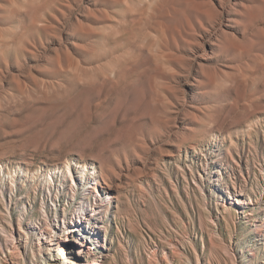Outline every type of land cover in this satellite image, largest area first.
<instances>
[{
	"label": "rangeland",
	"instance_id": "1",
	"mask_svg": "<svg viewBox=\"0 0 264 264\" xmlns=\"http://www.w3.org/2000/svg\"><path fill=\"white\" fill-rule=\"evenodd\" d=\"M263 111L264 0H0V175H17L1 177L0 243L19 221L64 238L104 204L106 264L243 263L264 221ZM69 166L99 173L72 186ZM228 193L247 206L226 214ZM20 244L35 264L33 234Z\"/></svg>",
	"mask_w": 264,
	"mask_h": 264
},
{
	"label": "bare ground",
	"instance_id": "2",
	"mask_svg": "<svg viewBox=\"0 0 264 264\" xmlns=\"http://www.w3.org/2000/svg\"><path fill=\"white\" fill-rule=\"evenodd\" d=\"M223 5V4H222ZM223 9H225V6H221ZM229 12V11H228ZM227 13V10H226ZM200 13H198V16ZM223 14L225 15V13L221 12L220 16L222 17ZM197 15V14H196ZM224 17V16H223ZM222 19V18H221ZM188 20V19H187ZM189 22H191V20H189ZM192 24V23H191ZM190 24V25H191ZM190 27V26H189ZM44 27L41 30L40 27V31H43ZM180 31V30H178ZM179 34V32H178ZM175 35V34H174ZM177 35V34H176ZM178 37V36H177ZM211 43H213L214 40L211 39ZM169 42V41H168ZM23 44V42H22ZM25 44V43H24ZM169 45V44H168ZM167 45V46H168ZM237 53V51H235ZM234 54V53H233ZM238 55V54H237ZM236 55V56H237ZM242 56V54H240ZM239 55V56H240ZM238 56V57H239ZM240 56V57H241ZM239 57V58H240ZM237 58V57H236ZM55 69V67L53 68ZM50 73V72H49ZM58 73V72H57ZM258 105V104H257ZM264 112V111H263ZM212 139V138H211ZM185 142V141H184ZM208 142V141H207ZM203 144V143H202ZM197 145V144H196ZM195 147V146H194ZM191 148V147H190ZM194 149V148H193ZM200 150V148H198ZM196 150V149H195ZM194 150V151H195ZM230 154V153H229ZM232 158V157H231ZM234 162V161H233ZM86 164V163H85ZM70 165V164H68ZM219 165V164H218ZM94 166V165H93ZM228 166V165H227ZM55 167V166H54ZM68 167V166H67ZM80 167V166H79ZM85 167V171L88 172L86 165H84ZM88 167V166H87ZM219 167V166H218ZM223 167V166H222ZM56 168L58 169V166L56 165ZM93 168V167H92ZM95 168V167H94ZM181 168V167H180ZM239 168V167H238ZM1 169V168H0ZM3 169V168H2ZM241 169V168H240ZM239 169V170H240ZM60 170V169H59ZM179 170V169H178ZM49 171V170H48ZM58 171V170H56ZM61 171V170H60ZM181 171V170H180ZM1 172H3L2 170H0V174H2ZM52 172V171H51ZM11 173V172H10ZM42 173V172H40ZM47 173V172H46ZM54 173V172H52ZM96 173H99V171L97 172L96 169H93V173H89V175L85 174H81L80 176H78L76 178L73 169H71V167L69 166V174L67 175V180L71 181L73 184L72 186H78L80 183L82 186H85L82 182H88L92 179V177H96ZM103 173V172H102ZM105 174V173H103ZM103 174L101 176V178L103 177ZM6 174L3 173V175H0V182L4 183L1 179L2 176H4ZM35 175V174H34ZM47 175V174H46ZM109 175V174H107ZM221 175V174H219ZM8 176V179H14L17 175L16 172L12 171V175H6ZM27 176V175H26ZM100 176V174H99ZM216 176V175H215ZM31 177V176H30ZM98 177V176H97ZM106 177V176H104ZM256 177V176H255ZM28 178V177H27ZM100 178V177H99ZM235 178V177H234ZM242 178V177H241ZM49 182L47 183L49 186H52L55 183V179L53 176L48 177ZM97 179V178H96ZM104 179V184L108 185L107 182L105 181V179H111L109 177L107 178H103ZM246 179V178H244ZM16 180V179H15ZM7 181V179H6ZM36 181V180H34ZM61 181V180H59ZM66 181V180H65ZM64 181V182H65ZM81 181V182H80ZM15 182V181H14ZM1 183V184H2ZM13 183V182H12ZM11 183V184H12ZM46 183V182H45ZM16 184V183H13ZM43 184V183H42ZM67 184V183H66ZM4 185V184H3ZM2 185V186H3ZM44 185V184H43ZM70 185V184H69ZM16 186V185H15ZM24 186V185H23ZM26 186V185H25ZM36 186V185H35ZM65 186V185H64ZM71 186V187H72ZM249 186V185H248ZM14 187V186H13ZM12 187V188H13ZM38 187V186H37ZM101 185L100 182L98 180H96L94 182V186H90L89 190L93 191V194L97 195L98 197H101L103 194L101 192ZM175 187V186H174ZM246 187V186H245ZM250 187V186H249ZM9 188V187H8ZM15 188V187H14ZM23 188V187H22ZM173 188V186H172ZM235 188V187H234ZM69 189V188H68ZM106 189V188H105ZM248 189V188H247ZM3 189L0 187V192ZM28 190V189H27ZM66 190V189H65ZM71 191H73L71 188L69 189ZM10 191V190H9ZM37 192V189L35 190ZM75 191V190H74ZM227 191V190H226ZM236 191V190H235ZM253 191V190H252ZM68 192V191H67ZM70 192V191H69ZM88 192V191H87ZM167 192V191H166ZM223 192V191H222ZM13 193V192H12ZM226 193V192H225ZM236 193V192H235ZM242 193V192H241ZM244 193V192H243ZM247 193V192H246ZM251 193V192H250ZM253 193V192H252ZM68 194V193H67ZM73 198L76 195L75 192L72 193ZM229 194V193H228ZM234 194V193H233ZM233 194H229V200H232L231 203H227L223 206V210L225 211V213L227 214V212H230L232 209L234 211H239L240 208H244V206H247V203L245 200H243L242 198H232ZM87 195V194H86ZM244 195V194H243ZM250 195V194H249ZM242 196V195H241ZM248 196V195H247ZM225 197V196H224ZM94 198V197H93ZM117 198V197H116ZM259 198V197H257ZM115 199V196H110L108 199L107 204H110L111 200ZM217 199V198H216ZM222 199V197H221ZM117 200V199H116ZM251 200V199H250ZM81 204H83V211L82 213H80L79 211V215H84L85 213V205L89 203L90 205V195H87L85 197L82 198L81 200ZM100 201V200H99ZM225 201V200H224ZM219 202V201H218ZM216 203V202H215ZM221 203V202H220ZM225 203V202H224ZM96 204V203H95ZM222 204V203H221ZM256 204V203H255ZM251 205V204H250ZM80 206V205H79ZM82 206V205H81ZM90 206H92V210L94 211V214L90 215L92 217H86L84 220H78L75 221L74 218H70L69 221V225H67L68 227H66V229L62 230V233L64 234V238H54L56 237L55 235V231L51 228L50 224L48 222L43 223L45 224L44 228H38L36 227L34 224H31L29 222L28 227L26 228L23 225L22 221L18 222V227L13 231V227H10L12 232H8L6 229L2 228L3 233H8V236H4L1 235V243L3 241L2 244H4V249L2 248V245L0 243V254L4 255V250H7L9 252V257L7 260H5V262H0V264H25L22 259H24V252H23V248L20 244V238H24V240L26 239V243L28 244V242L31 239V234H33V236L36 238V244H35V249L33 248L31 250V254H32V258L35 262V264H106V262L108 261L109 257L111 256L109 253H106L100 256L99 253H97V251L99 249H101L102 245L100 246L99 243V237L101 235V233L105 230H107L106 226L104 225L103 218H102V214L108 212V208L105 207L107 205L104 204H100V205H94L91 204ZM256 206V205H255ZM111 207V206H109ZM26 208V207H25ZM81 208V207H80ZM256 208V207H254ZM259 213V212H258ZM199 214V213H198ZM202 214V213H201ZM70 215V214H69ZM88 215V214H87ZM203 215V214H202ZM200 215V216H202ZM3 215L0 213V217H2ZM149 215H146V217ZM214 216V215H213ZM234 216V215H233ZM33 217H35L33 215ZM47 217V216H46ZM79 217V216H78ZM104 217V216H103ZM251 217H254L253 213H248L246 211H244V219H248V222L251 220ZM80 218V217H79ZM218 218V217H217ZM241 218V217H240ZM201 219V218H199ZM212 219V218H211ZM219 219V218H218ZM238 219V218H237ZM39 220V219H38ZM44 220V218L42 219ZM41 220V221H42ZM220 220V219H219ZM225 223L227 224L228 227V231L232 232V230H236V225H235V221L234 219L229 220L228 216H225L224 219ZM31 221V220H30ZM34 221V220H33ZM67 221V220H66ZM181 221V219H180ZM201 221V220H200ZM199 221V222H200ZM203 221V220H202ZM58 222V221H57ZM231 222V223H230ZM255 223L250 235H247V238L245 239L244 244L249 251L248 255L244 256V262L241 264H264V221H258L257 219H253L252 223ZM190 223V222H189ZM201 223V222H200ZM213 223V229H216V225H215V221L212 222ZM42 224V222H41ZM52 224V223H51ZM204 224V223H203ZM208 224V223H206ZM220 224V223H219ZM40 225V224H39ZM85 225V226H84ZM201 225V224H200ZM1 226V223H0ZM252 226V225H251ZM250 226V227H251ZM56 227V226H55ZM63 227V226H62ZM211 227V226H210ZM219 227V226H218ZM57 228V227H56ZM64 228V227H63ZM202 228V226H201ZM205 228V227H204ZM207 228V227H206ZM205 228V229H206ZM233 228V229H232ZM55 229V228H54ZM211 228H208V230ZM244 228H240V230H243ZM56 230V229H55ZM186 231V230H185ZM207 231V230H206ZM108 232V231H107ZM78 233V234H77ZM183 233V232H182ZM193 233V232H192ZM203 233V232H202ZM215 234V236L218 235L217 232L213 233V235ZM19 235V238H18ZM45 237H47L48 240L47 244H48V248L44 247V239H46ZM49 237V238H48ZM62 237V236H61ZM106 237V236H105ZM218 237V236H217ZM220 237V236H219ZM107 238V237H106ZM186 238L187 234H186ZM46 239V240H47ZM182 239V238H181ZM56 241V243L53 244V242ZM106 241V240H104ZM112 241V240H111ZM190 241V240H188ZM232 241V240H231ZM261 243H258V242ZM176 243V242H175ZM211 245L213 246L215 244V240L211 239L210 241ZM233 243V242H232ZM89 244H92L94 252L91 251V249L89 248ZM102 244V243H101ZM180 244V243H179ZM238 244V243H237ZM23 245V244H22ZM106 245V244H104ZM109 245V244H108ZM226 245V244H224ZM260 245V246H259ZM47 246V245H46ZM107 246V245H106ZM180 246V245H179ZM177 246V247H179ZM170 247V246H169ZM183 247V246H182ZM196 247V246H195ZM223 247V246H222ZM105 248V247H104ZM211 248V247H210ZM225 248V247H224ZM233 248V247H232ZM231 248V249H232ZM109 250V248L107 249ZM113 250V249H112ZM160 250V249H159ZM165 250V249H164ZM167 250V249H166ZM176 250V249H175ZM212 250V248H211ZM230 250V249H229ZM233 250V249H232ZM111 251V249H110ZM169 251V249H168ZM231 251V250H230ZM52 252H57L58 256H52ZM107 252V251H105ZM163 252V251H162ZM173 252V251H172ZM175 252V251H174ZM177 259L179 258V256H183V255H187L184 254L182 250H178L177 249ZM153 253V252H152ZM155 253V252H154ZM169 253V252H168ZM196 253V252H195ZM56 254V253H55ZM29 255V254H28ZM160 255V254H159ZM7 257V256H6ZM187 259V263L191 264V261L189 259L188 256H185ZM4 258V257H3ZM175 258V259H176ZM191 258V257H190ZM217 258V257H216ZM153 264H171L170 261L167 259V257H164L161 259V261L157 258V257H153L152 256ZM181 259V258H180ZM198 259V258H197ZM218 259V258H217ZM203 260V259H202ZM215 260V259H214ZM1 261V260H0ZM4 261V260H3ZM33 261V262H34ZM183 261V260H182ZM185 261V260H184ZM205 261V260H204ZM203 261V262H204ZM111 262V261H110ZM217 262V261H216ZM206 264V262H204ZM209 263V261H208ZM212 263V261H211ZM237 263V262H236ZM226 264V263H225Z\"/></svg>",
	"mask_w": 264,
	"mask_h": 264
}]
</instances>
